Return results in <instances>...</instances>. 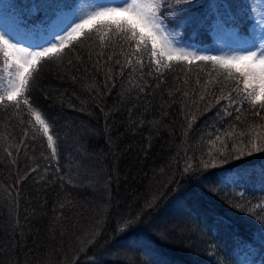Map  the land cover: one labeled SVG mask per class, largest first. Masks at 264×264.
Instances as JSON below:
<instances>
[{"label": "trees", "instance_id": "1", "mask_svg": "<svg viewBox=\"0 0 264 264\" xmlns=\"http://www.w3.org/2000/svg\"><path fill=\"white\" fill-rule=\"evenodd\" d=\"M45 2L54 0H38ZM224 2L232 5V18L209 15L202 27L185 30L190 42L209 46L218 18L235 26L244 21L245 14L237 13L241 0ZM208 3L180 4L176 7L184 11L175 13L178 18L202 15ZM49 10L27 22L45 21ZM162 14L172 25L168 11ZM250 22L238 26L239 33L250 34ZM119 43L114 33L103 41L93 35L66 50L62 62L46 63L40 70L29 103L51 126L55 157L29 112L17 115L11 102L0 108V264H241L242 250L264 261V212L254 208L264 201V151L204 173H237L219 194L197 189L193 176L184 174L186 163L222 151L216 137L223 140L233 128L229 152L241 141L264 147V110L242 103L232 91L237 86L243 91L234 70L233 79L226 80L210 62H172L162 74L154 68H125L121 75L115 64L125 63ZM213 78L218 82L205 91V82ZM221 89L237 100L230 117L223 115L227 101L216 103ZM193 114L198 118L189 129ZM155 198L159 206L146 210ZM134 215L143 222L120 232L121 218ZM161 232L166 240L159 238Z\"/></svg>", "mask_w": 264, "mask_h": 264}, {"label": "snow or ice", "instance_id": "2", "mask_svg": "<svg viewBox=\"0 0 264 264\" xmlns=\"http://www.w3.org/2000/svg\"><path fill=\"white\" fill-rule=\"evenodd\" d=\"M259 2L262 8L253 17L255 24L253 36L250 40H245L249 46L237 49L244 54L223 56L197 54L196 51H188L186 48L175 46V34L168 28L161 12L166 9L171 16L176 11H184V9H178L177 5L197 6L195 0H75L73 3L54 0V2L26 6L28 15L32 16L38 15L42 10L46 13L48 9H53V17L46 16L53 28L46 31L40 42L21 46L24 42L17 40L16 34L0 27V56L3 57L0 74L7 71L8 77L7 86L0 88V108H4L6 102H11L10 106L16 109L17 115L22 111L29 112L35 119V125H39L37 130L47 137L48 147L52 149V157H55L57 150L54 146V137L50 134L51 126L41 112L29 103L28 93L46 63L62 62L66 50L72 51L78 43L84 39H91L93 35H98L103 41L104 35L114 33L117 41L120 42L121 54L125 57V63L122 65L119 60L115 61V64L120 65L121 75L124 74L125 68H129L133 72L154 68L156 74H162L164 69L173 67L172 62L187 63L188 65L196 62H210L217 76L224 75L226 80L233 79L234 70V73L238 74L243 81V91L239 86L232 91L236 96L241 97L242 103L246 102L252 106L259 105L260 109L264 110V0H259ZM206 8L207 11L202 15L190 13L185 17L183 23L202 27L207 22L209 15L226 14L230 19L232 18V5L224 0H209ZM251 11L256 13V9H251ZM216 23L219 24L220 20L218 19ZM46 28L47 25H44L43 21L32 25V30H45ZM101 30L107 31L104 35H100ZM256 30H259L258 36L255 35ZM124 45H126V51ZM109 46H111V41H109ZM108 60H113V57L109 56ZM70 63L71 60H69ZM218 69H223V73ZM148 75L151 76L153 73L149 72ZM209 76H212V72H209ZM2 79L3 76L0 75V80ZM109 79H111V75H109ZM217 82L215 78L206 81L205 91L209 84ZM140 90L143 91V88ZM184 95H188V93H184ZM200 99L204 100L205 97L201 96ZM220 100L227 101L223 115L225 117L232 116V111L229 109L237 104L232 92L224 95L223 89H221V96L216 98V103L219 104ZM233 110L238 113L240 108L235 107ZM255 115H260V112H256ZM197 118L194 114L191 116L188 122L189 129ZM239 119L240 117L237 115L236 120L239 121ZM29 124H32L31 120H29ZM25 135H27V130H25ZM235 135V128H233L232 132L223 134V140H221V136H217L216 141L223 145L222 151H210L207 153V160L201 157L194 164L186 163L184 174L193 176L197 189L206 188L210 192L219 194L226 187L221 174L204 175V173L208 172L210 168L228 164L231 160H239L254 152L264 151V147L259 143L249 140L246 145L242 141L240 146L233 144L229 152L227 142L234 140ZM240 135L244 136L245 134L241 133ZM216 141L213 143L215 144ZM246 148L249 150L245 151ZM221 171L228 170L221 169ZM262 174H264V170H262ZM246 204L250 205V202H246ZM158 206L159 198H155L146 205V210L154 211ZM234 207L243 210L245 205H234ZM254 208L264 212V201L255 205ZM142 222V217L137 215L131 219L122 217L120 221L122 227L119 228V231L122 233L130 231L134 225ZM261 222L264 223V221ZM99 227L97 225V230ZM159 238L167 239L163 232L159 233ZM185 247L194 250L191 245ZM80 251L86 253L87 248H81ZM127 251L130 249L125 250V252ZM210 255L215 258L214 247ZM145 264H151V261L147 260ZM159 264H168V262L160 261Z\"/></svg>", "mask_w": 264, "mask_h": 264}, {"label": "rangeland", "instance_id": "3", "mask_svg": "<svg viewBox=\"0 0 264 264\" xmlns=\"http://www.w3.org/2000/svg\"><path fill=\"white\" fill-rule=\"evenodd\" d=\"M241 1L242 4H239V10L237 13L245 14L244 21L235 26L233 24L222 22L221 19L218 18L220 23H216L217 19L213 23L214 28L211 32L214 40L207 47H202L200 44L196 45L185 37V33L187 32L185 30L193 28L192 25L183 23L185 18H178L175 12L172 13L171 16L168 14L170 18H172V25L166 19L165 20L168 28L175 34V46L186 48L188 51H196L197 54L218 56L226 54H244L237 51V49L249 46L245 43V40H250L252 38L253 28L255 27L253 17L261 11L262 6L260 5L259 0ZM64 2L73 3L75 0H64ZM34 4H38V0H0V27L16 34L17 40H22L24 42L21 46H28L29 44L40 42L42 37L45 36L46 31L52 30L53 28L49 19H46V16L48 18L53 17L54 10H49L50 12L48 11L49 13L44 16L45 21L41 20L44 25H47V28L45 30H32V25L37 24L38 22H27L31 15H28L26 6ZM251 9H256V13H253ZM161 15L164 18L162 12ZM248 19H251V22L248 24L250 34L239 33L238 26L246 22ZM255 35H259V30H256ZM0 75L3 76V79L0 80V88H5L8 83L7 71ZM220 174L223 178V184H232L238 178L237 173L231 170L223 171ZM238 256V261L241 262V264H264L263 260L255 259L252 253H249L248 251L242 250Z\"/></svg>", "mask_w": 264, "mask_h": 264}]
</instances>
